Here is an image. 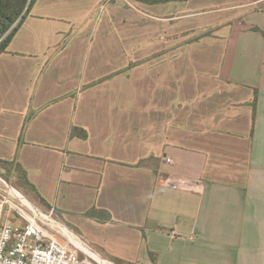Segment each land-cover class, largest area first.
I'll list each match as a JSON object with an SVG mask.
<instances>
[{
  "label": "crops",
  "instance_id": "crops-1",
  "mask_svg": "<svg viewBox=\"0 0 264 264\" xmlns=\"http://www.w3.org/2000/svg\"><path fill=\"white\" fill-rule=\"evenodd\" d=\"M1 162L112 262L264 264V0H36L0 55Z\"/></svg>",
  "mask_w": 264,
  "mask_h": 264
},
{
  "label": "built area",
  "instance_id": "built-area-1",
  "mask_svg": "<svg viewBox=\"0 0 264 264\" xmlns=\"http://www.w3.org/2000/svg\"><path fill=\"white\" fill-rule=\"evenodd\" d=\"M17 23L0 34V45ZM167 162L173 163L169 158ZM3 173L0 167V264H85L81 257L87 256L83 247L95 252L87 241L59 221L55 210L46 211L37 206L7 181ZM165 185L183 192H202L205 188L200 180L172 177Z\"/></svg>",
  "mask_w": 264,
  "mask_h": 264
},
{
  "label": "trees",
  "instance_id": "trees-1",
  "mask_svg": "<svg viewBox=\"0 0 264 264\" xmlns=\"http://www.w3.org/2000/svg\"><path fill=\"white\" fill-rule=\"evenodd\" d=\"M35 1L36 0H0V34H4L8 32L19 21L16 27L11 32V34L0 45V55L6 52L7 48L9 47V44L11 43L17 31L19 30L20 26L23 24L26 15L28 14L29 10L31 9ZM140 1L158 3V2H164V1H169V0H140ZM256 102H257V95L253 102L254 109H256ZM71 136H76L82 139L87 138V134L77 128L72 129ZM0 167L4 170L3 177L7 181L11 182L13 186H15L18 190H20L22 193H24L29 198V196L22 189H20V185L23 184L22 180H24L25 177L23 178L21 176L18 182L14 181L12 178L13 177L12 176V166H10L8 163L1 162ZM35 204L37 205V203ZM37 206H39V204ZM46 211H49V210H46ZM56 216H57L56 218L59 221L65 223L61 215L58 212H56ZM87 216L92 219H97L100 222H109L112 220L110 215L102 211H96V210L91 211L90 213L87 214ZM113 262L115 264H132V263H127L122 260H118V259H114Z\"/></svg>",
  "mask_w": 264,
  "mask_h": 264
},
{
  "label": "bare ground",
  "instance_id": "bare-ground-1",
  "mask_svg": "<svg viewBox=\"0 0 264 264\" xmlns=\"http://www.w3.org/2000/svg\"><path fill=\"white\" fill-rule=\"evenodd\" d=\"M25 203L27 204L28 201H25ZM67 231V230H66ZM83 251L85 252V254L90 258L92 259L93 261L97 262L98 264H109L107 262H105L101 257L100 255H98L97 253L89 250L88 248H84L83 247Z\"/></svg>",
  "mask_w": 264,
  "mask_h": 264
},
{
  "label": "rangeland",
  "instance_id": "rangeland-1",
  "mask_svg": "<svg viewBox=\"0 0 264 264\" xmlns=\"http://www.w3.org/2000/svg\"><path fill=\"white\" fill-rule=\"evenodd\" d=\"M81 257L86 261L85 264H98L97 262L93 261L92 259L88 258L87 256L81 255ZM102 259H103V260H106V261H108V262H112V261H110V260H108V259H105V258H103V257H102Z\"/></svg>",
  "mask_w": 264,
  "mask_h": 264
}]
</instances>
